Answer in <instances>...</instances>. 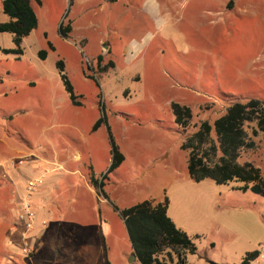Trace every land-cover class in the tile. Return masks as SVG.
I'll return each instance as SVG.
<instances>
[{"label": "rangeland", "instance_id": "1", "mask_svg": "<svg viewBox=\"0 0 264 264\" xmlns=\"http://www.w3.org/2000/svg\"><path fill=\"white\" fill-rule=\"evenodd\" d=\"M39 1L30 0L38 23L22 41L23 54L0 52V138L16 150L56 157L63 167L46 177L58 202L50 227L73 250L59 264H100L103 237L110 264H138L119 214L165 198L168 216L196 248L184 264H238L247 253L264 255V198L235 190L237 181H193L188 151L180 147L231 104L264 102V0ZM61 24L69 28L65 37ZM0 47H14L10 33H0ZM172 103L190 109L185 129L175 123ZM253 129L245 126L254 148L241 151L238 162L264 175V132L252 136ZM113 146L124 161L109 171ZM91 178L103 182L107 195ZM82 249L93 258L81 256ZM257 258L254 264H264V256Z\"/></svg>", "mask_w": 264, "mask_h": 264}, {"label": "trees", "instance_id": "2", "mask_svg": "<svg viewBox=\"0 0 264 264\" xmlns=\"http://www.w3.org/2000/svg\"><path fill=\"white\" fill-rule=\"evenodd\" d=\"M35 2L40 3L39 0ZM1 10L8 20L0 23V33H10L13 36L14 47L11 49L0 47V52L21 56L22 41L37 27V15L30 0H1ZM68 32V27H63L62 24L59 26L62 37ZM38 57L40 60H45L47 51L40 50ZM100 61L102 62V57L98 56V62ZM109 65L112 63L110 62ZM57 68L63 72V63L58 61ZM61 78L70 93L72 103L77 104L68 80L63 74ZM171 110L177 126L185 129L191 119L190 109L172 103ZM100 122L97 121L93 129L98 128ZM252 123L256 125V129L251 131L252 136H257L258 131L264 132V102L261 100L235 102L212 124L203 122L199 130L180 146L182 150L188 151L189 177L195 182L211 179L219 185L237 181L242 183V186L234 188L235 190L251 191L264 198V175L261 174L260 169L249 162L244 164L238 162L241 151L254 148V142L250 140L245 130V126ZM212 134L215 139H211ZM112 152L109 171L117 168L124 161L123 155L114 146ZM105 178L106 175L102 177V181ZM102 181L98 182L91 178L92 184L100 190L103 187ZM167 209L168 203L165 198L163 202L145 201L120 212L133 254L139 264H168L174 259L177 260L176 264H184L186 253H193L196 250L187 234L177 228L169 218ZM258 255L257 251L247 253L239 264H251Z\"/></svg>", "mask_w": 264, "mask_h": 264}, {"label": "crops", "instance_id": "3", "mask_svg": "<svg viewBox=\"0 0 264 264\" xmlns=\"http://www.w3.org/2000/svg\"><path fill=\"white\" fill-rule=\"evenodd\" d=\"M154 6L152 2L148 1L145 10L152 13L155 10ZM55 158L16 150L10 141L0 138V264H9V261L3 263L2 258L14 255L21 257H19V261H11L10 264H59L61 260L73 258V250L61 241L59 229L52 230L50 227L54 211L58 208V202L56 195H53L55 188L49 181H46V177L49 172L63 169ZM18 160H21L20 163ZM38 177H42L43 182L28 198L35 211V222L33 228L26 231L24 226L17 221V212L23 203L22 193L26 180ZM100 191L103 195H107L103 189ZM103 201L107 202L105 198ZM100 213V208H97L94 218L99 221ZM114 215L118 219L121 218L119 223H124L118 213ZM23 234L27 235L29 244L36 246L35 252L30 257L21 253L24 242ZM108 248L106 239L103 237L97 248L100 264H110L107 260ZM80 254L93 258L91 252L86 250ZM263 256L261 255L257 259ZM255 262L256 259L251 264Z\"/></svg>", "mask_w": 264, "mask_h": 264}, {"label": "built area", "instance_id": "4", "mask_svg": "<svg viewBox=\"0 0 264 264\" xmlns=\"http://www.w3.org/2000/svg\"><path fill=\"white\" fill-rule=\"evenodd\" d=\"M19 163L21 160H18ZM43 178H31L27 179L24 185V191L22 193L23 203L17 212V221L21 223L26 231L33 228L35 222V211L29 202V197L33 192L42 184ZM23 245L21 247V253L27 257H30L36 250V246L29 244L27 235L23 234Z\"/></svg>", "mask_w": 264, "mask_h": 264}, {"label": "water", "instance_id": "5", "mask_svg": "<svg viewBox=\"0 0 264 264\" xmlns=\"http://www.w3.org/2000/svg\"><path fill=\"white\" fill-rule=\"evenodd\" d=\"M136 258L135 254L132 255V261H134ZM212 264H217V263H212Z\"/></svg>", "mask_w": 264, "mask_h": 264}]
</instances>
